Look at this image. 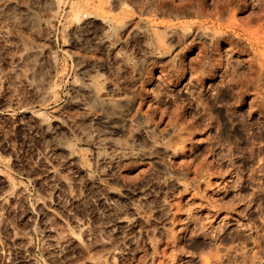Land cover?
<instances>
[{
	"label": "rangeland",
	"instance_id": "1",
	"mask_svg": "<svg viewBox=\"0 0 264 264\" xmlns=\"http://www.w3.org/2000/svg\"><path fill=\"white\" fill-rule=\"evenodd\" d=\"M0 264H264V0H0Z\"/></svg>",
	"mask_w": 264,
	"mask_h": 264
},
{
	"label": "bare ground",
	"instance_id": "2",
	"mask_svg": "<svg viewBox=\"0 0 264 264\" xmlns=\"http://www.w3.org/2000/svg\"><path fill=\"white\" fill-rule=\"evenodd\" d=\"M75 20H76L77 23H81V22H82L81 19H80L78 16H76V15H75ZM204 37H205V36H204ZM240 56H242V55H240ZM212 64H213V63H212Z\"/></svg>",
	"mask_w": 264,
	"mask_h": 264
}]
</instances>
